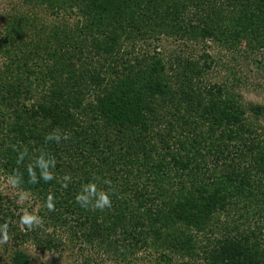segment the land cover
I'll return each mask as SVG.
<instances>
[{
    "label": "trees",
    "instance_id": "16d2710c",
    "mask_svg": "<svg viewBox=\"0 0 264 264\" xmlns=\"http://www.w3.org/2000/svg\"><path fill=\"white\" fill-rule=\"evenodd\" d=\"M29 4L46 6L63 23L34 48L33 66L17 68L39 74L50 85L38 102L33 98L34 83L0 67V108L2 116L8 111L14 118L11 134L20 141L18 154L22 148L38 147L46 153L53 147L51 154L58 150L66 159L50 169L51 181L35 184L28 182L27 166H20L24 161L15 163V150L6 148L0 161L11 174L22 173L29 190L44 189L43 206L49 194L54 196L51 225L87 230L84 238L90 245L97 242L104 253H119L123 262L137 249H154L167 264L171 260L163 250L201 258L205 264H264V135L245 119L239 97L229 87L210 86L209 103L201 100L194 81L209 73L212 57L203 55L199 58L203 65L194 61L185 67L181 57L167 63L157 51L152 57L142 53L134 64L117 59L121 47L149 39L160 42L163 35L176 38L175 29L196 18L203 26L195 35L202 44L219 43L230 50L245 45L246 50L260 51L264 0H30ZM29 24L35 27L22 22L20 31L13 27L15 22L11 30V23L4 20L0 48L19 43L27 49L24 34ZM188 32L179 38H191ZM17 53L3 54L8 61L26 58L22 50ZM167 69L177 71L186 86L181 88L192 95L175 90ZM91 98L99 99L96 109L91 107L92 120L104 121L103 133L99 125L78 119L81 113H91L83 108ZM254 115L261 113L254 109ZM85 127L90 134L83 138ZM53 133L68 139L47 141ZM72 139L68 149L59 150ZM27 157L30 164L37 158L33 152ZM36 172L39 178V169ZM65 176L70 177L67 187L62 186ZM90 181L112 192L111 208L100 211L76 204L75 195ZM8 210L2 205L0 217ZM65 215L77 216L79 222L69 226ZM10 225L17 230V225ZM11 263L32 264V260L16 251Z\"/></svg>",
    "mask_w": 264,
    "mask_h": 264
},
{
    "label": "rangeland",
    "instance_id": "374dc122",
    "mask_svg": "<svg viewBox=\"0 0 264 264\" xmlns=\"http://www.w3.org/2000/svg\"><path fill=\"white\" fill-rule=\"evenodd\" d=\"M29 1L0 0V36L2 30L6 27L3 26L4 20L11 23V30L14 27L16 30L21 31L19 24L26 21L35 25L34 28H31L30 24L25 25L28 28V32L24 34V38L29 42L27 49L22 48L23 46L19 43L12 46L5 44V48H0V67L2 70L5 67L11 71L15 70L17 78L27 79L25 81H30L32 85L34 83V89H32L33 98L40 102L41 93L45 92V88L50 85V81L47 80L43 83L39 74L32 75L24 73L17 68L21 65L25 66L26 64L33 66L34 55L32 52L34 48L41 47L46 39H50L52 32L57 28L60 29L59 26L63 23L62 21H56V16L52 14L51 9L46 6L41 8L40 6L30 5ZM15 22L17 25H13L12 27V24ZM202 27L197 18L193 21H186V24L181 26L182 29H175L178 32V37L175 38L169 35L165 37L163 35L161 36L160 42L149 39L143 44H138V42V45H135L136 48H134L135 46L125 45L118 49L117 59L119 63L131 62V64H134L136 63L135 58L139 55L141 56L142 53L143 55L149 53L148 55L152 57L155 51H157L167 63L178 60L181 57V59H184L183 65L185 67L188 65V62L192 64L194 61H199L203 65V60H199L203 55L212 57L214 64H212L213 66L209 73L199 82L194 81V88L200 94L201 100L203 102L208 100L206 92L210 89V86L222 85L229 87V91L239 97V101L238 99L237 101L240 103L242 110L246 112L245 119L256 128L259 127V133L264 135V49L251 52L245 49V45H239L234 50H230L219 43L206 42L204 45L195 36L196 33L197 35L200 33ZM186 30L187 32L189 31L188 36H191V38H179L181 33H185ZM158 33L159 31H157L156 37ZM21 50L26 57H20L22 61H8L3 54L8 51L14 55H19L17 52ZM133 52L135 54H132ZM167 72V77L172 80L175 85V90L179 94L185 93L184 95L187 96L192 95L189 90H183L181 88V86L185 85H182L181 79L177 78V71L167 69ZM39 82L43 83V85L40 84L41 86L37 87L36 85ZM194 98L196 99V96ZM98 100L97 98L88 99L84 102V110H88L86 112H89L91 107L96 109ZM206 103L209 102L206 101ZM254 109L259 110L261 116L256 117L254 115ZM92 110L88 114L84 113L82 115L81 113L78 119L85 121L86 124L99 125L98 130H100V133H103L107 127L101 118L92 120L95 115ZM2 114L3 108H0V158L4 154V151H6V148H10L15 150L14 159H16L15 163L18 165L16 156L18 157L17 148L20 146V141L16 135L13 134L14 136H12L11 134L15 124L14 118L9 115L10 112L8 111L5 112L4 116ZM44 128L46 127L44 126ZM86 132L90 134L89 130L85 127L81 132L83 138L86 136ZM98 137H101V135ZM72 144L73 139L67 144L64 143L60 146L59 150L68 149ZM25 149L28 148H22L23 151ZM44 151L48 156L54 157L55 165L60 163L59 160L66 159L65 156L58 154V150H56L58 153L54 152L51 154L54 151L53 147L48 152L47 150ZM27 152H33L34 157H38L41 154L40 148L38 147H35V149L29 147ZM30 160L31 158H28L26 155L23 160L24 163H21L20 166H28ZM10 175L11 172L4 170L0 161V209H2V205L4 208L9 209L1 215L0 223L8 221L13 224L12 221L18 220V209L21 207H26L29 211L35 209L36 214L43 217V222L40 227L31 231L24 230L18 223H15L18 226L17 230L11 229L10 227L7 243L0 244V264H12L11 259L16 251H22L28 254L32 260V264H167L154 249H137L134 255L129 254L127 260L123 262L121 260L122 256L119 253H117L118 256L106 254L104 253V249L100 250L97 247V242H94V245H90L91 243L87 242L86 238H84L87 230L67 227L65 224L58 228L53 227L50 221L52 214L44 209L42 199L40 200L45 195L44 189L29 190L25 183L17 188H13L9 183ZM20 194L25 195L23 201L19 200ZM65 217H68L69 226H74L79 222L77 221V216L69 217L65 215L63 219ZM20 233L22 235L28 234L30 237H24V240L19 236ZM163 252L171 260V264H205L201 258H195L193 260L190 257L179 256L173 250H163Z\"/></svg>",
    "mask_w": 264,
    "mask_h": 264
},
{
    "label": "clouds",
    "instance_id": "9594fccd",
    "mask_svg": "<svg viewBox=\"0 0 264 264\" xmlns=\"http://www.w3.org/2000/svg\"><path fill=\"white\" fill-rule=\"evenodd\" d=\"M61 139L67 140L68 136L64 135L61 137L58 134H49L46 137L47 141L60 142ZM27 155V149L19 152L17 163L24 160ZM55 166L54 157L48 156L46 153L41 152V154L35 159L34 163L27 166V173L31 184L38 183V180H43L44 182L51 181L54 177L51 168ZM39 169V178L37 177L36 170ZM65 183L63 187H67V182H70V177H64ZM24 182L23 174L17 170L13 171V174L9 177V183L13 188H17ZM108 183V181H105ZM112 192L99 189L95 181H90L81 186V190L75 195V202L83 209H94L104 211L105 209L111 208L112 206ZM25 199L24 194H20L19 200L23 201ZM44 208L48 212L55 211L54 196L49 194L44 201ZM43 222V217L36 214L35 209L29 211L26 207H21L18 209V220L12 221L13 224L18 223L26 231H31L35 228L40 227ZM11 225L8 221L0 223V244L7 243L9 239V229Z\"/></svg>",
    "mask_w": 264,
    "mask_h": 264
}]
</instances>
